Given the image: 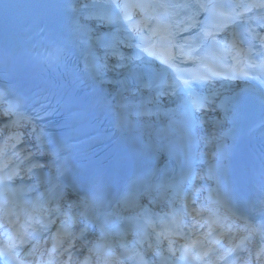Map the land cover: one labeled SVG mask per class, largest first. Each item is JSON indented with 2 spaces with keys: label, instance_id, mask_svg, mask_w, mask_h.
Instances as JSON below:
<instances>
[{
  "label": "snow or ice",
  "instance_id": "obj_1",
  "mask_svg": "<svg viewBox=\"0 0 264 264\" xmlns=\"http://www.w3.org/2000/svg\"><path fill=\"white\" fill-rule=\"evenodd\" d=\"M113 6L115 7V8H127V7H129V5H127V4H125V5H121V4H118V3H113ZM133 7H145V5H142V4H140V5H132ZM125 19L126 20H131V17H129V16H127V15H125ZM134 28H135V26H133ZM142 51H144V52H147L148 53V55H152V53L148 50V49H143ZM165 63H167V61H164ZM255 79H259L260 80V82L262 83V84H264V78H261V77H254ZM182 83L185 85V86H190V84H189V81L188 80H184V81H182ZM42 107V109H43V105L41 106ZM85 264H87V262H85Z\"/></svg>",
  "mask_w": 264,
  "mask_h": 264
}]
</instances>
